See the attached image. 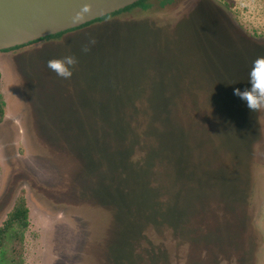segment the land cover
I'll return each mask as SVG.
<instances>
[{
	"label": "rangeland",
	"instance_id": "374dc122",
	"mask_svg": "<svg viewBox=\"0 0 264 264\" xmlns=\"http://www.w3.org/2000/svg\"><path fill=\"white\" fill-rule=\"evenodd\" d=\"M162 1L0 52L25 264H264V0Z\"/></svg>",
	"mask_w": 264,
	"mask_h": 264
},
{
	"label": "water",
	"instance_id": "95a60500",
	"mask_svg": "<svg viewBox=\"0 0 264 264\" xmlns=\"http://www.w3.org/2000/svg\"><path fill=\"white\" fill-rule=\"evenodd\" d=\"M140 0H0V52L80 28Z\"/></svg>",
	"mask_w": 264,
	"mask_h": 264
},
{
	"label": "trees",
	"instance_id": "16d2710c",
	"mask_svg": "<svg viewBox=\"0 0 264 264\" xmlns=\"http://www.w3.org/2000/svg\"><path fill=\"white\" fill-rule=\"evenodd\" d=\"M149 0H140L137 3L120 10L119 12L113 13L101 19H97L93 22H90L80 28L70 30L64 33H60L54 36H50L45 39H41L39 41L30 43L25 46L17 47L14 49L2 51H17L20 49H24L30 46H33L42 42H50L55 39H63L69 33H73V31H84L85 29L92 27L96 24L103 23L111 18L117 17L123 13L130 12L135 8H139L142 11H146L151 7V4L148 2ZM172 0H163L160 5L164 8L167 4L171 3ZM1 72H0V80H1ZM5 102L0 94V123L5 120ZM29 208L27 206L26 199L23 195H20L10 212L7 214L4 222L0 227V264H25L24 259V245H25V233L29 228Z\"/></svg>",
	"mask_w": 264,
	"mask_h": 264
}]
</instances>
